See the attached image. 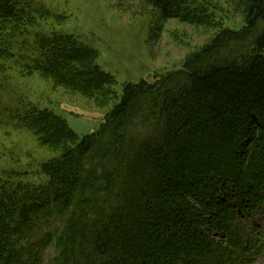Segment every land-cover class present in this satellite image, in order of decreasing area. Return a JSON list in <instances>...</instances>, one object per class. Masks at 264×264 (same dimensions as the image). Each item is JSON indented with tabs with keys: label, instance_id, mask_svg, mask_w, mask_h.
Wrapping results in <instances>:
<instances>
[{
	"label": "trees",
	"instance_id": "trees-1",
	"mask_svg": "<svg viewBox=\"0 0 264 264\" xmlns=\"http://www.w3.org/2000/svg\"><path fill=\"white\" fill-rule=\"evenodd\" d=\"M142 1L161 20L212 24L208 0ZM235 2L239 28L220 29L153 83H125L89 135L28 104L21 127L59 155L41 166L44 182L0 180V264H44L51 245V264H255L264 253L253 233L255 216L264 229V0ZM47 17L28 0H0V59L86 98L109 95L115 79L96 49L31 31Z\"/></svg>",
	"mask_w": 264,
	"mask_h": 264
},
{
	"label": "rangeland",
	"instance_id": "rangeland-1",
	"mask_svg": "<svg viewBox=\"0 0 264 264\" xmlns=\"http://www.w3.org/2000/svg\"><path fill=\"white\" fill-rule=\"evenodd\" d=\"M28 1L33 7L43 6L52 16L40 18L31 31L77 36L97 50L98 66L113 75L115 83L109 95L90 99L57 86L51 78L21 72L12 59H0V180L44 182L41 166L59 155L40 146L36 137L21 127L19 116L28 104L53 111L81 138L100 127L120 102L125 83H153L156 77L179 68L187 55L220 29L242 25L235 0H208L213 18L206 27L176 19L161 20L158 12L142 0ZM55 16L64 19L58 22ZM253 224L258 242L264 238L260 215L253 218ZM56 253L53 245L48 246L44 264H51ZM255 264H264V253Z\"/></svg>",
	"mask_w": 264,
	"mask_h": 264
}]
</instances>
